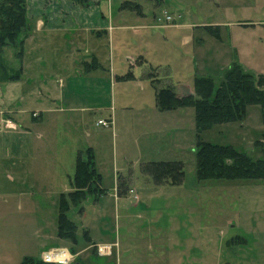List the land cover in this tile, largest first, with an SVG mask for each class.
Returning a JSON list of instances; mask_svg holds the SVG:
<instances>
[{
	"label": "rangeland",
	"instance_id": "obj_1",
	"mask_svg": "<svg viewBox=\"0 0 264 264\" xmlns=\"http://www.w3.org/2000/svg\"><path fill=\"white\" fill-rule=\"evenodd\" d=\"M143 2V12L150 20L155 14L163 23L165 16L180 14L184 22L219 25L211 28L214 32L211 30L201 48L209 53L219 48V61L208 69L194 66L196 77H211L217 88L225 71L238 64L264 80V0H222L220 9L202 0H189L191 4L162 0L158 6L155 0ZM162 34L157 32L155 37L162 39ZM24 44L21 81L0 84V264H19L24 257L36 259L42 251L62 248L73 254L69 263L73 264L75 253L91 243L86 230L96 244V254L85 250L80 254L81 264H264V180H199L196 174L198 141L231 146L261 160L264 109L249 106L243 122L216 124L198 132L194 110L182 108L184 114L173 120L172 127L164 126L161 135H152L156 143L145 148L147 144L135 143L138 131L128 126L125 114L118 109L115 125L104 128L96 122L106 120L108 113L99 111L98 105L77 101L75 107L92 108L89 114L82 113L91 115L86 121L89 135L66 125L59 132L60 118L68 116L57 113L61 87L56 78L43 82L52 70L34 65L35 47L30 38ZM178 47L181 52L180 44ZM201 49L195 48L196 60ZM14 54L12 47L2 49L9 71L19 67ZM159 74L160 88H164L165 75ZM70 81L79 84L77 79ZM63 91L66 106H71L68 90ZM41 110H45L43 115ZM65 136L95 148V167L105 190L100 197H87L67 212L77 225L75 243L57 236L58 190L71 186L69 176L74 171L72 163L63 158L57 169L61 170V185L54 181L58 165L53 156L63 147ZM151 160L182 162L181 184L155 186L141 170L142 163ZM26 171L35 182L33 198L17 199L14 187L17 180L26 186L21 180ZM123 184L127 192L117 194L116 188L121 191Z\"/></svg>",
	"mask_w": 264,
	"mask_h": 264
},
{
	"label": "crops",
	"instance_id": "obj_2",
	"mask_svg": "<svg viewBox=\"0 0 264 264\" xmlns=\"http://www.w3.org/2000/svg\"><path fill=\"white\" fill-rule=\"evenodd\" d=\"M143 1L27 0L28 31L25 40L30 38V42L35 47L34 65H44L45 68L52 70V75L43 82L56 78L61 87L57 98L60 103L57 113L68 114L67 119L60 118V123L57 126L59 132L66 125L70 130L80 129L86 136L89 135L86 121L87 118H91V115L88 114L92 108L89 106L75 107L77 101H86L98 105L99 111L108 113L106 120H111L112 125H115L117 109L125 114L128 126L135 127L139 132H137L138 136L134 138L135 143L147 144L145 148H148L150 143L152 145L156 143L152 135H161L164 126L172 127L173 120H177L180 114H184L180 113V109L165 112L157 110L155 85L161 87L159 73L165 75V85L173 87L178 95L183 96L193 92L192 82L196 78L195 67L199 69L200 66H204L208 69L219 61V48L213 53L201 49L205 46L208 37L211 36L210 29L219 27L218 24L209 22L196 24L189 20L184 22L181 21L180 14L172 17L171 21H166L165 16L163 23L155 14L150 20L143 12ZM202 1H209L217 8H222V0ZM127 2L131 4L127 5ZM159 2L162 0H155V5L158 6ZM180 2L191 4L189 0H180ZM208 28L210 29L208 30ZM157 32L163 33L162 39L155 37ZM195 48L201 49L197 60ZM71 79H77L79 84L71 85ZM83 86L86 88L81 90ZM64 89L68 90V96L72 101L68 105L71 106H66L64 102ZM46 112L50 113L51 111L47 109ZM83 112L88 113L87 117L82 114ZM43 113L45 110H41L40 114L43 115ZM76 113L79 115H73ZM100 120L102 119L98 121ZM165 123H169V125L167 126ZM174 124L175 127L178 126L177 121ZM90 128L93 130L92 125ZM157 128L158 130H156ZM37 137L38 140L41 139L40 135ZM66 137L63 147L58 148L53 156L57 158L55 164L58 167L54 168L53 174L54 181L58 185H61L62 180L61 170L57 169L61 168L60 163L63 158H67L68 163H72L74 170L76 154L82 151V148H91L95 161L94 147L90 144L82 146L83 144L76 143L74 140L70 141L69 139L72 137ZM143 137L145 140L140 142ZM142 145L139 148L140 151H142ZM158 161L162 160L149 162ZM12 164L14 165L13 162ZM72 176H69V182ZM44 179L45 176H42V183L46 182ZM21 180L25 181L26 186H20V180H17L14 187L16 198H33L35 182L32 175H28L26 171ZM47 180L52 183L50 179ZM63 187L60 188L62 191L58 190L60 191L58 197L60 194H66L72 190L71 186L63 185ZM116 189L118 194L126 193L128 188L123 184L121 191L119 187ZM130 191L131 188L128 192ZM114 196L116 197V194ZM86 232L88 233L87 230ZM88 239L91 242L90 245L75 253L76 258L73 264L83 262L80 259V254L85 250H92L96 254L93 249L96 244L89 236Z\"/></svg>",
	"mask_w": 264,
	"mask_h": 264
},
{
	"label": "trees",
	"instance_id": "obj_3",
	"mask_svg": "<svg viewBox=\"0 0 264 264\" xmlns=\"http://www.w3.org/2000/svg\"><path fill=\"white\" fill-rule=\"evenodd\" d=\"M27 31V0H0V84L21 81ZM4 47H12L15 50L14 56L19 62V67L14 71H9L3 63L1 53ZM262 78L246 72L238 64H232L225 71L217 88L214 87L211 77L194 78L193 92L183 96L178 95L173 87L160 88L155 85V106L160 112L192 108L198 132L216 124L241 123L245 119L247 107L258 106L264 109ZM183 168L182 162L174 160L143 163L141 170L151 178L155 186H174L183 181ZM196 174L199 180H264V157L254 160L231 146L198 141ZM70 185L72 190L58 197L57 236L75 243L77 225L68 218L67 212L71 206L81 205L87 197H100L105 193L100 187L101 175L95 168L91 148L76 154ZM84 234L88 238L86 231ZM20 264L47 263H43L39 258L27 257Z\"/></svg>",
	"mask_w": 264,
	"mask_h": 264
},
{
	"label": "built area",
	"instance_id": "obj_4",
	"mask_svg": "<svg viewBox=\"0 0 264 264\" xmlns=\"http://www.w3.org/2000/svg\"><path fill=\"white\" fill-rule=\"evenodd\" d=\"M166 21H171L169 16L166 17ZM38 114L34 113L33 116H37ZM97 125H100L104 128H110L112 126L111 120H100L97 122ZM104 247L99 248V251H102ZM40 260L43 263L47 264H69L73 257V254L67 249H50L46 251H42L39 256Z\"/></svg>",
	"mask_w": 264,
	"mask_h": 264
}]
</instances>
